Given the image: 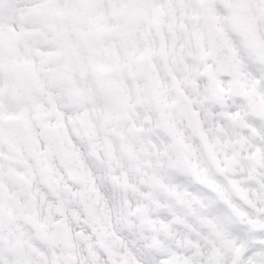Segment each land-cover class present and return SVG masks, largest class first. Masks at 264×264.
I'll return each instance as SVG.
<instances>
[{"label": "snow or ice", "instance_id": "6c2138e0", "mask_svg": "<svg viewBox=\"0 0 264 264\" xmlns=\"http://www.w3.org/2000/svg\"><path fill=\"white\" fill-rule=\"evenodd\" d=\"M0 264H264V0H0Z\"/></svg>", "mask_w": 264, "mask_h": 264}]
</instances>
